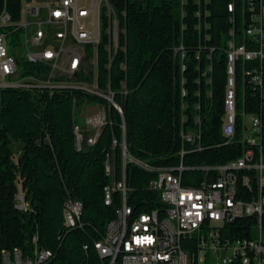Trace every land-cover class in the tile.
<instances>
[{
	"label": "trees",
	"instance_id": "1",
	"mask_svg": "<svg viewBox=\"0 0 264 264\" xmlns=\"http://www.w3.org/2000/svg\"><path fill=\"white\" fill-rule=\"evenodd\" d=\"M201 1L199 7L196 0H110L126 31L121 38L126 51L120 52L111 70L106 69L107 57L102 53L99 85L106 88L110 82L123 116L104 97L80 89L0 90V264L3 250L29 252L35 235L42 250L53 253L43 264H110L95 245L107 224L116 218L121 202L120 193L115 192L112 204L107 205L105 187L112 183L106 173L108 155L114 165V179H122L123 140L131 155L158 168H177L181 163L186 167L216 166L241 156L239 136L228 143L221 132L229 0H207V5L206 0ZM21 3L0 0V14L5 10L12 20H18ZM199 8L208 9L210 16L197 18ZM205 22L210 25L208 29ZM181 44L187 54L185 71L181 52H175ZM211 47L215 51L210 96L204 79L197 84L201 76L197 65L205 68ZM200 48L202 59L198 61ZM43 65L20 63L23 74H42ZM183 78L186 96L182 94ZM245 90L247 112H259V97L253 96L248 83ZM183 100L201 103L202 150H187L182 156ZM86 104L104 106L106 120L97 142L78 150L75 127L80 126L78 115ZM80 127L87 137L85 125ZM15 142L21 146L18 158L12 149ZM156 177V172L126 165L127 202L134 215L154 209L164 212L160 192L150 188ZM18 180L30 207L26 211L16 206ZM202 180L200 170L189 169L182 174L183 185L198 186ZM69 199L80 200L84 206L78 226L72 228L64 224ZM242 223L236 222L230 230ZM231 264H236V257Z\"/></svg>",
	"mask_w": 264,
	"mask_h": 264
},
{
	"label": "built area",
	"instance_id": "2",
	"mask_svg": "<svg viewBox=\"0 0 264 264\" xmlns=\"http://www.w3.org/2000/svg\"><path fill=\"white\" fill-rule=\"evenodd\" d=\"M196 4L201 7L202 1L196 0ZM228 11L230 27L224 46L227 101H223L221 132L228 143L239 136L242 154L216 166L186 167L181 163L177 168H158L131 155L123 140L121 180L114 179L109 155L106 161L112 183L105 187V203L112 204L115 192L121 195L117 216L98 241L100 256L109 258L110 264H227V253H236V264H264V0H229ZM196 16L201 19L210 12L199 8ZM209 27L205 22V28ZM125 32L110 0H22L18 20L6 19L5 10L0 14V90L5 86L80 89L104 97L123 116L110 82L102 92H95L93 81H100L102 53L107 57L106 69L111 70L120 52L126 51L121 44ZM206 39L211 37L206 35ZM214 51V47L209 48L204 69L197 65L201 75L197 84L204 79L210 96ZM175 52H181V68L185 71V46L181 44ZM201 52L200 48L196 53L198 61L202 59ZM22 62L44 64V72L23 74ZM122 68H126L125 63ZM182 82V94L186 96V78ZM247 83L254 90L253 96L260 99L259 112L246 110ZM123 90L126 93L125 82ZM181 108L183 156L187 150H202V114L199 100H183ZM103 111L85 123L87 131L96 128L94 133L85 137L83 129L75 127L78 150L97 142L106 120V110ZM128 163L157 173L150 188L160 192L164 212L154 209L133 214L127 202ZM189 169L203 173L200 185L175 187L174 172ZM16 206L23 211L30 208L20 180ZM83 207L80 200L65 202L66 227L78 226ZM173 217H181V229H173ZM240 220L243 223L230 230ZM218 227H226V235H218ZM38 241L35 235L29 252L3 250L2 264L47 262L53 253L42 250Z\"/></svg>",
	"mask_w": 264,
	"mask_h": 264
},
{
	"label": "bare ground",
	"instance_id": "3",
	"mask_svg": "<svg viewBox=\"0 0 264 264\" xmlns=\"http://www.w3.org/2000/svg\"><path fill=\"white\" fill-rule=\"evenodd\" d=\"M6 13V19L12 20L10 15L5 11ZM5 88H22V86H5L1 87V89ZM93 91L95 92H102V89L100 88L99 81H93ZM227 101V93H225V100ZM182 174L183 172H174V181H175V187L177 188H184V185L182 184ZM109 205V204H107ZM226 227H218V235H226L225 229ZM173 229H181V217H173ZM96 249L98 250L99 255H101V248H99V244L97 243L95 245ZM47 251V250H45ZM236 257V253H227V264H231L233 259Z\"/></svg>",
	"mask_w": 264,
	"mask_h": 264
},
{
	"label": "rangeland",
	"instance_id": "4",
	"mask_svg": "<svg viewBox=\"0 0 264 264\" xmlns=\"http://www.w3.org/2000/svg\"><path fill=\"white\" fill-rule=\"evenodd\" d=\"M91 105H92V107H90V109L88 110L90 112L89 119H94V117H95V116H93L94 113H97L100 110L103 111V109L105 110L104 106H102V105H99V104H90V106ZM82 111L83 110H81V112ZM86 117L87 116L82 115V114H79L78 115V123H79L80 126L85 125ZM95 131H96V128L95 127H91L90 128V131H88V132H89V134H91V133H94ZM12 149L14 150L15 156L18 158V156L20 154V150H21L20 143H18V142L13 143Z\"/></svg>",
	"mask_w": 264,
	"mask_h": 264
},
{
	"label": "crops",
	"instance_id": "5",
	"mask_svg": "<svg viewBox=\"0 0 264 264\" xmlns=\"http://www.w3.org/2000/svg\"><path fill=\"white\" fill-rule=\"evenodd\" d=\"M90 107H92V105L90 106V104H86V105H84V107H83V109H82L83 111L81 112L82 115L87 116V117H86V121H85V123H87V121L89 120V114H90V112H89L88 110L90 109ZM103 112H104V111H101V110H100L99 112L94 113V114H93V116H95L94 119H95L98 115H99V116L102 115Z\"/></svg>",
	"mask_w": 264,
	"mask_h": 264
}]
</instances>
